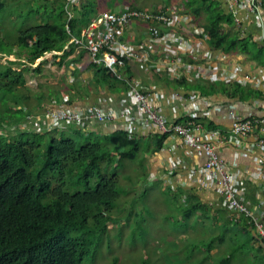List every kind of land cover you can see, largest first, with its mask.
Wrapping results in <instances>:
<instances>
[{"label":"trees","instance_id":"1","mask_svg":"<svg viewBox=\"0 0 264 264\" xmlns=\"http://www.w3.org/2000/svg\"><path fill=\"white\" fill-rule=\"evenodd\" d=\"M14 1L0 0V10H17L11 12L18 20L9 28L4 17L0 18V60L5 61H0V128L24 122L44 105L45 93L40 95L27 85L26 76L36 77L42 70L41 61L36 66L34 62L52 50L64 49L66 56L76 47L74 41L68 42L71 36L81 37L82 28L112 10L111 0H80L73 7V16L67 19L65 0ZM259 1L264 10V0ZM124 3L123 7H142V3L146 8V0ZM159 4L164 5L162 1ZM181 4L177 6L180 11L186 10L194 22L205 28L213 49L244 54L264 66V40L242 32L222 0H183ZM16 26L21 29L15 30ZM104 68L103 73L114 74ZM217 87L220 86L208 84L201 90L206 93L205 89ZM221 88H231L234 95L264 100L260 88ZM82 132L76 130L77 134ZM71 135L33 133L26 128L0 137V264L94 263L102 253L110 224L130 221L133 215L141 222L143 212L137 211L134 204L130 207V200L124 218L113 216L115 212L121 214L118 166L124 159L134 163L146 152V137L129 136L123 131L104 139L93 138V133L81 134L83 137L78 139ZM165 138H161L160 145ZM192 198V203L182 208L183 219L196 214L205 218L211 207L202 204L197 196ZM122 232L119 229V240ZM133 235L134 231L131 238ZM107 241L109 247L111 240ZM130 244L137 251L139 244ZM209 245L203 261L214 259L210 253L214 242ZM113 264H120L119 258Z\"/></svg>","mask_w":264,"mask_h":264},{"label":"crops","instance_id":"2","mask_svg":"<svg viewBox=\"0 0 264 264\" xmlns=\"http://www.w3.org/2000/svg\"><path fill=\"white\" fill-rule=\"evenodd\" d=\"M79 1L68 2L65 0L67 19L73 16V7ZM146 1V8H142L144 6L137 7L147 10L156 8L161 10L177 7L178 4L182 7L181 2H183V0H171L169 3H166L165 0ZM160 1L164 4L161 6L162 8L159 4ZM222 1L229 11L234 14L236 24L241 27L242 32L256 34L260 40H264V26H260L254 16L247 14L245 11L235 14L227 0ZM97 2L102 3L101 0H97ZM119 2L125 4L124 0H119L113 10L123 7L119 5ZM169 4H174V6ZM10 10L17 12L12 8ZM183 12L191 15L186 10ZM238 18L241 19L240 22L237 21ZM148 25H150L148 22L137 20L132 27L129 26L123 33L122 38L128 41L136 40V46L144 47L153 60H158L162 48L148 43ZM66 29L68 32L70 31L67 24ZM67 45L66 42L64 48ZM204 46L206 49L213 51V61L217 67L243 65V74H249L251 80L247 84L202 82L196 74H186L182 75L180 79H170L165 73L129 58H122L119 62L118 71H111L114 73L113 75L107 72L110 75L108 76L107 73L102 71L104 66L98 65L86 48L76 44L74 50L66 56H63L64 49L52 50L36 60L34 66L41 61L42 70L38 72L36 77L26 76L27 85L40 95L45 93L44 105L31 114V116H34L33 120H27L26 118L23 121L28 122L30 132H51L56 136L61 132L71 135V129H74L75 133L76 130L83 131L81 134L84 136L93 133V138L100 139L110 137L117 131L128 133L124 131L122 121L115 123L91 121L84 127L55 126L51 122L47 123V113L48 111L56 112L67 108L85 110L91 105L118 111L125 109L138 113L137 105L131 99V95L136 88L132 83L134 80L141 81V90L149 96L150 101L159 107L165 115L172 119L178 118L181 123L185 122L187 112L192 111V104L198 102L200 109L197 113V122L201 124V130L206 132L209 140L213 138L212 130H220L225 135L232 133L233 119L230 116L232 109L244 119L264 116V100L247 97L246 95L242 97L240 93L234 95L231 88H221V85H240L244 87L251 86L255 89L260 88L264 91V84L256 88V78L260 72L264 75V66L260 62L247 59L244 54L223 53L213 49L209 45L208 34L204 38ZM9 58L15 59L14 56H9ZM189 59L194 62L192 57H189ZM208 84L220 87L211 90L205 89L206 93H204L201 88ZM186 97H189V101L181 100ZM207 107L211 112L210 115L204 116ZM37 124H40L42 128H39ZM128 135L131 134L128 133ZM131 136L146 137V152H143L136 161L142 165L141 171L137 166L136 172L144 174V178L131 191V199H139L150 189L156 187L163 194H170L176 198L181 217L182 208L192 203V199H194L192 197L197 196L202 204L211 207L205 218L201 214L195 216L199 218L200 222L204 220L205 224L211 223L213 227L220 229L223 234L216 237L214 246L210 251L214 259L203 261L205 255L203 254L198 256L200 257L197 258L198 264H264V242L261 238L259 239L254 227L246 224V219L237 222L235 219L236 217L239 218V215L225 206L221 194L216 189L205 188L201 185L200 182L203 178L201 172L192 173L189 167L179 166L182 163L178 161L183 162L184 160L187 161L189 166L204 165L207 158L203 151L189 148L184 144L182 138L173 135H170L169 139H166V137V140L164 139L162 145H160L163 134L155 128L140 130ZM260 136L261 134L258 132L250 136H241V140L244 141L242 147H236L233 143L225 140H215L214 143L232 174L243 181L241 193L244 195L247 204L256 205L257 214L264 215V177L254 178L255 174L264 170V151L259 147L247 151L248 144L256 142ZM165 142L167 143L165 144ZM148 146L149 148H147ZM172 158L177 161V167L173 173H170L166 168ZM146 206H150V202H146ZM224 235H230L231 237ZM212 242L206 244L207 249Z\"/></svg>","mask_w":264,"mask_h":264},{"label":"built area","instance_id":"3","mask_svg":"<svg viewBox=\"0 0 264 264\" xmlns=\"http://www.w3.org/2000/svg\"><path fill=\"white\" fill-rule=\"evenodd\" d=\"M227 2L235 14L245 11L254 16L260 26H264V10L259 0H227ZM137 20L150 24L147 26V41L150 45L162 48L158 60H153L144 47L136 46V40L128 41L122 38L123 33ZM237 21L240 22L241 19L238 18ZM206 37L205 28L195 23L191 15L181 12L178 7L147 10L126 6L101 13L81 31V37L71 36L70 41L86 48L98 65L113 72L118 71L119 56L122 55L137 63L147 64L165 73L170 79H180L182 75L196 74L202 82L247 84L251 76L243 74V65L216 66L213 61V51L204 46ZM189 57H192L194 62ZM132 83L136 88L131 99L137 105L138 113L91 105L85 110L67 108L56 112L48 111L47 123L51 122L55 126L84 127L91 121L114 123L122 121L124 131L131 135L140 130L155 128L166 136V139H169L170 135L182 138L189 148L203 151L207 160L202 166H189L186 160L178 161L182 163L179 166L189 167L192 173L201 172L203 176L201 185L216 189L221 194L225 206L239 215V218L236 217L235 220L241 222V219H246V224L253 226L257 236L264 240V215L257 214L256 205L247 204L241 193L243 181L232 174L214 143L215 140H225L236 147H242L244 141L241 140V136H250L258 132L261 136L256 142L248 144L247 151L258 147L264 151V116L244 119L232 109L230 111L233 119L232 133L225 135L220 130H212L213 138L209 140L206 132L201 130V124L197 122V113L200 109L198 102L192 104V111L187 112L185 122L181 123L178 118L172 119L165 115L150 101L149 96L141 90L140 80H134ZM262 84H264V75L260 72L256 78V87H261ZM188 98L181 100L187 102ZM210 112L207 107L204 116L210 115ZM33 119L34 116L27 117V120ZM37 125L42 128L40 124ZM28 127L29 124L25 121L13 125L5 124L3 128H0V135L6 136ZM176 167L177 161L172 158L166 169L173 173ZM260 176L264 177V170L255 174L254 178Z\"/></svg>","mask_w":264,"mask_h":264},{"label":"rangeland","instance_id":"4","mask_svg":"<svg viewBox=\"0 0 264 264\" xmlns=\"http://www.w3.org/2000/svg\"><path fill=\"white\" fill-rule=\"evenodd\" d=\"M118 1L111 0L112 10ZM128 1H134L137 4L142 0ZM165 2L169 3L171 0H165ZM119 5L121 6L122 3L119 2ZM169 5L174 6V4ZM13 15L9 7L0 10V18L4 17L5 26L9 28L18 22ZM20 29L18 26L15 27V30ZM0 61L5 63L3 59ZM71 130V136L77 139L83 137L75 133L74 129ZM47 139H49L48 136ZM137 166L141 170L142 166L139 162L132 163L127 159L118 166L116 174L120 176V190L123 197L119 205L121 214L115 212L113 217L119 219L126 216L128 209L126 204L129 200V206L134 204L137 211L143 212L144 217L141 222L133 215L130 221L121 220L119 224H110L105 243L101 248L102 253L97 257L96 262L87 260L83 264H113L116 257L119 258L120 264H196V257L208 252L206 244L210 241L215 242L216 237L223 234L222 231L213 227L211 223L205 224L204 220L200 222L197 216L184 220L180 215L176 198L170 194H163L159 188L150 189L139 199L132 198V200L131 191L144 178L142 174L136 172ZM146 202H150V206H146ZM119 229H123L120 240ZM133 231L134 237L131 238ZM107 240H111L109 247ZM130 241L136 242L135 247L139 244L137 251L131 246Z\"/></svg>","mask_w":264,"mask_h":264},{"label":"clouds","instance_id":"5","mask_svg":"<svg viewBox=\"0 0 264 264\" xmlns=\"http://www.w3.org/2000/svg\"><path fill=\"white\" fill-rule=\"evenodd\" d=\"M13 134H14V132H13ZM1 136H3V135H0V137H1Z\"/></svg>","mask_w":264,"mask_h":264}]
</instances>
